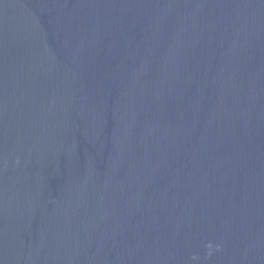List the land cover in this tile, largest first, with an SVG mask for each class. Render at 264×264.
<instances>
[{"label":"water","instance_id":"water-1","mask_svg":"<svg viewBox=\"0 0 264 264\" xmlns=\"http://www.w3.org/2000/svg\"><path fill=\"white\" fill-rule=\"evenodd\" d=\"M0 264H264V0H0Z\"/></svg>","mask_w":264,"mask_h":264}]
</instances>
